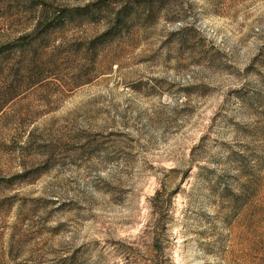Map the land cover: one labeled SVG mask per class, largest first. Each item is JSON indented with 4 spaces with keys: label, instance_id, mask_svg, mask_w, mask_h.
<instances>
[{
    "label": "rangeland",
    "instance_id": "rangeland-1",
    "mask_svg": "<svg viewBox=\"0 0 264 264\" xmlns=\"http://www.w3.org/2000/svg\"><path fill=\"white\" fill-rule=\"evenodd\" d=\"M96 1L0 0V264H264V0Z\"/></svg>",
    "mask_w": 264,
    "mask_h": 264
},
{
    "label": "trees",
    "instance_id": "trees-1",
    "mask_svg": "<svg viewBox=\"0 0 264 264\" xmlns=\"http://www.w3.org/2000/svg\"><path fill=\"white\" fill-rule=\"evenodd\" d=\"M151 11L152 0H97L96 2L88 3L82 7L68 10L66 16L64 15L63 18L62 16L58 17V22L61 21L63 24L65 21H72L78 17H85L92 21H98L99 19L102 20L103 24L106 26L102 31V35L114 36L124 28L131 26L132 22L136 19L142 16L144 18H149L151 16ZM18 46H20L18 43L12 42L0 47V57H3L8 50ZM10 74V71L6 68L3 67L0 69V113L4 111L7 103L12 98L10 97L11 89L7 85V78ZM159 197V191H156L153 199L158 201ZM157 208L158 211H161V200L156 204V209Z\"/></svg>",
    "mask_w": 264,
    "mask_h": 264
},
{
    "label": "crops",
    "instance_id": "crops-1",
    "mask_svg": "<svg viewBox=\"0 0 264 264\" xmlns=\"http://www.w3.org/2000/svg\"><path fill=\"white\" fill-rule=\"evenodd\" d=\"M1 26H2V20H1V17H0V29H1Z\"/></svg>",
    "mask_w": 264,
    "mask_h": 264
}]
</instances>
